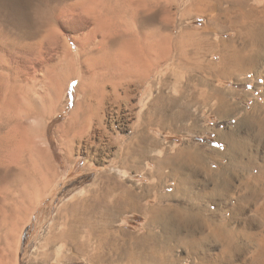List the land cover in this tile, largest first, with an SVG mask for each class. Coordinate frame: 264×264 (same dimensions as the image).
I'll return each mask as SVG.
<instances>
[{
	"label": "rangeland",
	"instance_id": "374dc122",
	"mask_svg": "<svg viewBox=\"0 0 264 264\" xmlns=\"http://www.w3.org/2000/svg\"><path fill=\"white\" fill-rule=\"evenodd\" d=\"M82 1L0 0V8L3 10V13L0 10L1 48V43L8 39L10 42L14 40L10 29L14 32L21 20L28 25L39 23L44 18L45 10H48L51 17L50 25H46L48 32L44 38V46H35L22 52L13 44L0 48V74L13 88L8 96L11 103H16L14 108L17 111L15 122L3 127L0 124V146L3 144L2 140L8 137V140L11 139L20 148L18 162L9 164V167L19 170L18 181L0 179V264H139L121 254L120 250L125 248L124 245L132 246L143 241L147 245L152 244V240L157 244L158 239L164 237L162 228L151 220V213L146 212L145 208L175 206L176 203L193 209L192 214L199 210L200 214L208 217L209 224L205 228L208 233L206 236L196 238L194 244L184 243L180 233L185 232L182 230L183 226L179 229L176 226L178 218L174 216L178 220L174 221L173 215L170 213V217L166 213L169 222H172L169 227H175L172 230L175 232L171 228L167 230L174 236L169 239V254L174 259L172 264H213L212 260L216 259L223 242L212 233L215 223H219L218 219L227 215L225 211L230 207L235 208L233 225L236 230L264 233V219L255 209L264 208V192L255 201H244L241 211L237 209L244 195L249 192L246 179L251 181L254 173L264 176V122L260 125L247 119L242 121L255 101L264 102V78L259 77L264 72V46L249 43L251 37L243 34L247 23L241 35H236L228 26H222L226 18L225 12L233 1H237L214 0L207 14L192 13L183 16L191 0H161L167 9L162 17L163 34L169 37L168 42L162 43L159 50H165L166 55L160 57L154 65L142 68L146 76L124 79L121 77L124 70H120L114 78L119 83L116 91L113 90L112 82L105 80L107 70L104 67L96 66L87 60V56L79 55V51L83 50V40L94 28L93 20L82 11ZM247 2L245 8L256 10V15L264 9V0ZM237 9L235 4L233 10L231 8L234 17L238 14ZM211 16H214V21L208 24ZM69 19L74 21L72 27L69 26ZM151 20L154 19H148L149 22ZM134 24L138 33L148 30V24L143 25V28L137 20ZM123 28L124 26L112 33L116 45L123 41L119 38ZM192 29L205 33L208 40L227 41L230 48L241 52L251 65L244 72L237 73L236 77L227 79L209 73L208 66L196 70L188 69L187 64L183 66V59H174V43L183 30ZM41 33H37L31 41H38ZM101 39L100 31L91 45ZM126 47L129 53L135 52L133 44ZM186 49L192 51L194 48L190 44ZM202 50L208 51V63H219L220 56L215 54L219 52L211 53L206 44L202 46ZM62 57L65 58L60 64ZM254 64L256 67H253ZM112 72L114 75L115 71ZM199 76L208 80V95L211 86L234 92H229V98L239 106L241 112L232 111L230 114L227 109L216 111L217 102L214 99L207 101V104L202 102L199 96L204 88L197 81ZM88 82L94 84L91 87V109L82 103ZM100 84H104L106 92L102 108L96 114L94 107L101 98ZM208 98L211 99L209 96ZM173 99L186 100L190 104V111L196 113V123L186 119L175 125L152 124L144 127L158 141V145L149 148L139 169H128L124 174L117 175L139 195L138 202L142 208L121 211L110 222L108 229L102 226L99 214L91 217L93 221L97 220L96 227L76 223L74 213L62 208L65 205L70 208L73 203H77V211L80 212L84 208V202L91 203L95 196L91 189L97 183L102 185L108 182L104 176L100 177L102 172L116 171L122 156L120 152L134 140V131L142 126L141 115L146 112L150 103L154 106L164 101L172 102ZM178 108L179 106L172 107L171 110L176 111ZM72 115L76 120V132L68 148L67 139L68 136L70 138L73 126L70 122ZM85 119L90 120L89 127L85 126ZM221 133H233L241 138L243 168L236 169L235 174L225 180L204 175V172L192 175L191 172L199 170L189 153L195 151V148L208 149L210 152L224 148L225 145L218 140ZM179 149L183 150L181 158L186 165L184 170L188 171L186 175H192L184 181L188 187L186 194L173 193L178 181H174L171 175H166L168 169H164L166 172L162 176H152L149 172L155 167L157 157L178 152ZM250 162L257 165L260 171L252 169L250 173L247 172L245 163ZM215 164L217 166V162ZM27 175H30L32 181L28 180ZM43 176L47 178L46 182ZM262 181L264 177L260 182ZM152 182L156 184L155 187L147 190ZM94 203L99 206L103 204H98L97 200ZM246 219H251V223L246 224ZM72 225H75L74 233L70 237L66 236L67 239H60V232L68 230ZM199 232L200 228L197 233ZM237 239L236 242L244 244H252L254 241L249 239L252 240L249 242L245 235ZM249 255L245 249H239L225 264H251Z\"/></svg>",
	"mask_w": 264,
	"mask_h": 264
},
{
	"label": "bare ground",
	"instance_id": "6f19581e",
	"mask_svg": "<svg viewBox=\"0 0 264 264\" xmlns=\"http://www.w3.org/2000/svg\"><path fill=\"white\" fill-rule=\"evenodd\" d=\"M153 1L154 2L150 0H83L82 1L83 2L82 11L86 16H88L93 20L94 28L86 35V39L83 40L84 41L82 43L83 50L81 49V51H79V55L82 54L84 56H87V60L91 61V63H94V65L96 66H102L107 70L104 74V77L106 81L112 82V87L114 91L117 90V87L119 85V83H117L118 81H115L114 78L116 77L117 73H119L120 70H124L123 75L121 76L124 79L132 78V77L139 78L141 76H146L145 74L146 72L143 71L142 68L146 66L154 65L160 57H164L166 55L165 50L163 52H160L159 48L162 43L165 44L168 42L169 36L167 34L165 35L163 34L164 22L162 19L163 15L167 12V9L163 5L161 0H153ZM213 1L214 0H191L189 5L185 8L182 15L187 16L192 13L207 14V11H209L210 7H212ZM236 1L237 3H234L235 1H233L231 3L230 8L225 12L226 20L224 23L225 26H228V28H232L236 32V35H240L241 29L237 27L240 21L235 19V17L232 15L234 4L235 6H238L237 9L238 14L239 13L242 14L252 23H254L255 19L257 18L256 15L257 11L252 8L245 9L243 11L241 0H236ZM6 9H8V7ZM0 10L3 13V10L1 8ZM261 11H259L260 12L259 14L264 13V9H262ZM44 12H46L44 14V18L39 23L36 22V24L33 23L32 25L31 24L28 25L27 22H23L21 20L19 25L15 27L16 30H14V32L13 30L10 29V31L14 35V40L10 42L8 39V41L6 40L5 43L4 42L1 43L3 44L1 45L2 48L4 47L6 48L8 44H13V46L15 45L17 47L18 51L22 52L25 49L33 48L35 46H38V48H40L41 45L44 46V38L46 37V33L48 32L46 25L48 24L50 25L49 22L51 20L50 14L48 15V10H45ZM233 13L235 14V12ZM1 16L4 17L5 15H1ZM149 18H153L154 20L153 21L151 20L152 22H149L148 21ZM136 20L138 24L141 26V28H143V25L147 26L148 24L149 26L146 27L148 28V30L145 31L142 29L143 31L139 33L136 32L134 29V25H135L134 22ZM245 21L243 23H245ZM123 26H124L123 31L120 30V34H119V38L123 41L119 42L116 45L115 37L112 35V33L117 32V30H119V28ZM207 27L209 28L208 24ZM253 29L254 28H252V30ZM100 31L102 32V39L95 45H91V43L93 42L92 41L93 38L96 37V35ZM39 32H42L41 36L39 35L40 39H38V41L37 40L31 41V39L33 37H36L35 35ZM3 39L5 40L4 37ZM250 41H251L249 42L250 44L256 43L260 47L264 46V36L262 37L260 35L259 38V36L254 33L253 35H251ZM131 44L135 46L132 47L134 48L135 52L129 53L128 48L126 46L128 45L130 46ZM190 44H192L194 48L192 49V51H188V49H186L187 45ZM205 44L209 45L210 43H208V37L206 36L205 33H202V31H198L196 29L183 30L179 38L176 39L174 43L176 49V53L174 54V59H178V58L183 59L184 61L182 65L184 66L187 64L188 65L187 68L190 70L201 69L204 66H208L209 73L215 74L219 78H226V79L236 77L237 73L240 74L241 71L244 72L245 69L251 65V62L247 61V58L244 55H242L241 52H239L237 49L230 48V44H228L227 41L211 42V45L208 46L209 47L208 50H210L211 53L219 52L215 54H219L220 60L219 63H217V65H214L212 63L213 61L208 63L207 62L208 59H206V55L208 51L202 50V46H204ZM2 57L3 56L1 54V58ZM64 58L65 57H62L61 59L62 62L60 64L63 63ZM253 67H256L255 64ZM113 70L115 71L114 75L112 72ZM259 77L264 78V72L263 74H260ZM197 81H199L198 83L204 88V90L202 89L201 94L199 96V99L202 102L204 101V103L207 104V101L214 99L217 102L215 105L216 111L222 112L224 111L223 109H227L228 110L227 112L230 114L233 113L232 111H236L238 113L241 112L240 109L238 108L239 106L235 105L233 100L229 98V92L231 94L234 92L224 89L220 90V88L218 87L211 86L208 95V80L204 79L202 76H199V78H197ZM93 85H94L93 83H89V82L86 83V88L84 89V94L82 98V103L84 102V104L88 105L90 109L92 108L90 107L91 104L90 102L93 96V91L91 88ZM127 90L128 88H126V91ZM12 92H13L12 86L10 85V83L5 81V78L0 74V124L2 127L8 125L11 122L16 121L17 111L14 108L16 103L15 104L11 103L8 96V94ZM105 92L106 91L104 88V84H100L101 98L98 100L97 106L94 107L95 110L97 111L95 112L92 110L96 114H98V111L102 108L103 97ZM208 96L211 99H209ZM189 105L190 104L186 100H182V99L179 100L173 99L172 102L164 101L161 102V104L159 105L155 104L154 106L153 103H150L146 112H144L141 115L140 120H141L142 128L140 127L139 129H136L134 131V137H133L134 140H131L130 143L126 144L123 148V151L120 152L122 153V156L119 161L118 168H115L116 171L102 172L100 177L104 176L106 178L105 181L108 182L103 184L101 183L102 185L97 183L91 189L93 195H95L91 203L84 202V208L82 211L79 210L80 212L77 211L78 210L77 203H73L70 208L68 205H65L62 209H66V210L70 209L69 211L74 213L73 216L75 217L76 223L78 224L86 223V225L93 227H96L97 220L94 218L96 221L95 220L93 221V218L91 217L94 216L95 214L96 215L99 214L98 217H100V222H102V226L106 227V229L110 227V222L121 211L129 210V209L130 210L141 209L142 206L138 202L139 195L136 194L131 187L126 186L124 181L117 175L118 173L124 174V172L128 169H132V168L136 170L139 169L142 159L145 158L149 152V148L156 147L158 145V141L152 138L148 133L147 129H145L148 125H152V124L175 125L178 121L182 122L183 120L186 119H191L192 123L194 121L195 124L196 113H192L190 111ZM177 106H179V108L176 111L171 110L172 107H177ZM245 119H247V121L249 122H257L261 125L264 122V102L255 101L252 104V108L250 112L244 114V119L242 121H244ZM84 121L86 124L85 126L89 127L90 120L86 121L85 119ZM70 122L72 123L73 126L71 129L70 138L68 136L67 139L68 145L73 140L72 139L73 135H75L76 132L75 131L76 120L74 115H72ZM7 138L5 137V139L2 140L3 144L0 146V179H2V181L17 179L18 181V178L20 176L19 170H17L16 168L9 167V164L18 162L20 158V148L16 147L15 145L16 143H14V141H12L11 139L8 140ZM218 140L219 142L225 145L224 148L214 150L211 152L210 150L208 151V149L206 150L202 148H195L193 149L195 151L189 153L196 161V163L194 164L195 167L199 170V172H194V173L191 172L192 175L197 176L200 172H204V175L217 176L218 178H223L225 180V179H230L235 174L236 169L243 168L242 166L243 162L241 157L243 151V145L241 138H239L238 135L233 133L232 135H230V133H221L219 134ZM6 145H8V147ZM70 146L71 145H69L68 148ZM181 153L183 152L179 150L178 152L172 154L171 153L164 154L163 157L160 156L157 157L154 161L155 167L149 170V172L151 173L150 175L152 176L153 175L162 176L166 172L164 171V169H168L166 175L169 174L171 175V178L174 179V181L175 180L178 181L177 183L178 185L175 187V190L173 192L174 194H179V193L186 194L185 192L187 191L188 187L184 183V181L192 177V175L189 174L186 175L188 171L184 170V167L186 165L182 161L183 159L181 158L182 157ZM194 160L192 161L194 162ZM215 162H217V166ZM144 164L146 165V163ZM196 164L198 165L196 166ZM34 165H36L35 161H34ZM252 169H254V171H257L259 170V167H257V165L252 164L251 162L245 163V170L247 172L250 173ZM27 177L29 181H32L30 175H27ZM263 177H261L258 174L256 175L254 173L252 177L253 179H251V181L246 179L245 183L248 187L249 192L246 191L248 193L244 195L242 202L239 203V205H237L239 206L237 208L238 211H241L243 209L244 201H248V200L250 201L254 199L256 200L257 199L256 197H258L264 192V181L260 182L263 179ZM43 179L44 182L47 181V178L45 176H43ZM155 185L156 184L154 182L150 183L147 186V190L153 189ZM100 199L103 201H101ZM94 200H97L98 204L99 202L103 204L100 206L96 205L94 203ZM93 207H95L96 210ZM187 207H188L187 205H182L180 203L179 204L176 203L175 206L169 205V206H160V207H152V208L146 207L145 211L151 213V217H152L151 220L157 223L158 224L157 226H160L162 228L164 237L163 238L161 237V239L159 238L157 244L155 240L154 241L152 240V242L153 243L155 242V244L148 243L146 245L145 243H143L144 241L142 240L143 241V242L141 241L142 243H138L132 246L124 245L125 248H122L121 246L122 248L121 250L120 248H118L121 254L126 255L131 261H133L134 263L138 262L139 264H172V261L174 259L169 254V251H171L169 239L174 238V236L170 234H172V232H175L172 231L175 227H173V229L169 227V224H172V222H169L168 214L171 213L173 215L172 216L170 214V217L172 216L174 221L179 220L178 223L176 224V226L178 225L177 227H179V229L181 228V226H183L182 230H184L185 232L184 233L180 232V233L182 234L181 235L182 239L185 241L184 243L189 244L190 242V244H194L197 241L196 238L204 237L208 234L205 231V228H208V224H209L208 217L206 218L205 216L200 214L199 210L194 211V213L192 214L191 212L193 211V209ZM234 209L235 208L233 207L227 209L225 211L227 212V215H225L224 218L218 217L219 223H215L216 227H214V231L212 235L220 239V241H222L223 243H222V247L220 248L219 254H217V256L215 257L216 261L212 260V263L225 264L228 260L231 259L230 257L234 254L235 251H238L239 249H243V250L245 249L250 254L249 259L251 258V262H252L251 264H264V233L246 231L245 229L236 230L233 225L234 224L233 218L235 212ZM255 209L264 219V208L255 207ZM174 216L175 218H178V220L177 219L175 220ZM246 221H247L245 222L246 224H250L252 220L246 219ZM74 227L75 225H72L71 227L69 226L67 228L68 230L60 232L59 234L60 239L63 238L67 239L66 236L70 237L74 233ZM170 228L172 231L171 233L170 231L167 232V230ZM199 228H200V232L198 234L197 231ZM241 235L243 236L245 235L248 240L249 239L254 240V241L251 240L253 243L252 244L246 243L248 245L247 246L244 243L236 242L238 240L237 238H239V236ZM182 239L180 241H182ZM251 241L249 240V242Z\"/></svg>",
	"mask_w": 264,
	"mask_h": 264
},
{
	"label": "crops",
	"instance_id": "0c3cea01",
	"mask_svg": "<svg viewBox=\"0 0 264 264\" xmlns=\"http://www.w3.org/2000/svg\"><path fill=\"white\" fill-rule=\"evenodd\" d=\"M248 0H241V4H242V8H243V11L246 9L245 8V6L244 5H248V2H247ZM258 1H260V0H258ZM262 12V11H261ZM260 13V12H259ZM214 16H211L209 19H208V24L210 23L211 24V22H213L214 21ZM235 19H237V20H239L240 22L238 23V28H240L241 29V33H240V35L242 34V30L245 28V24L247 23V25H246V28H245V30L246 31H244L243 32V34H245V35H247V37L248 38H250L251 37V35H253L254 33L256 34V35H258L259 36V38H260V35L263 37L264 36V13H262V14H258L257 15V18L255 19V22L254 23H252V22H250L245 16H243L242 14H237V16L235 17ZM225 20H226V18L223 20V23H222V26L224 27L225 26ZM246 20V21H245ZM245 21V23H243ZM243 24V25H242ZM242 27H241V26ZM209 26V25H208ZM258 27V28H257ZM252 28H254L253 30L254 31H256V32H254L253 30H252ZM209 29V28H208ZM258 31V32H257ZM260 35H259V34ZM207 36V35H206ZM209 36V35H208ZM213 40H208V43H210L208 46H210L211 45V42H212ZM209 48V47H208ZM180 150V149H179ZM181 152H183V150H180ZM181 155H182V153H181Z\"/></svg>",
	"mask_w": 264,
	"mask_h": 264
},
{
	"label": "snow or ice",
	"instance_id": "6c2138e0",
	"mask_svg": "<svg viewBox=\"0 0 264 264\" xmlns=\"http://www.w3.org/2000/svg\"><path fill=\"white\" fill-rule=\"evenodd\" d=\"M68 21H69V26L72 27L74 24V21L72 19H69Z\"/></svg>",
	"mask_w": 264,
	"mask_h": 264
}]
</instances>
